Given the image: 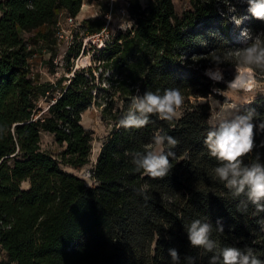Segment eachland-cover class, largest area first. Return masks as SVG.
I'll return each instance as SVG.
<instances>
[{"label":"trees","instance_id":"16d2710c","mask_svg":"<svg viewBox=\"0 0 264 264\" xmlns=\"http://www.w3.org/2000/svg\"><path fill=\"white\" fill-rule=\"evenodd\" d=\"M83 1L0 0V126L5 129L0 134V264H172V248L180 264H190L188 258L209 264L213 253L188 241L186 226L194 219L210 222L212 238L221 246H249L264 259V212L257 213L246 196L234 197L214 177L218 162L204 143L210 106L199 97L220 84L204 71L225 64L221 52L231 38L227 9L232 0H190L181 12L173 0H128L132 23L97 48L98 66L77 68L54 85L39 82L29 61L34 44L52 34L60 11L76 15ZM243 5L253 32L264 39V22ZM83 27L97 28L88 19ZM23 32L32 35L25 38ZM78 42L68 46L66 58L77 55ZM98 67L110 71L108 87L98 85ZM48 86L59 92L39 113L38 99ZM107 88L111 96L102 112L112 128L90 168L88 184L61 163L80 167L90 161L93 137L81 123V113L93 100L102 104L98 98ZM168 88L185 96L178 119L151 116L143 128L118 127L133 95L163 94ZM115 93L123 101L121 108L114 109ZM247 108L256 110L254 123L264 121V94L241 107ZM42 131L62 146L58 156L42 148ZM157 132L179 142L172 149L174 168L164 180L135 172L132 163V154L150 145ZM255 144L245 164H264V132L256 131ZM142 186L147 199L137 192ZM217 219L223 232L216 230Z\"/></svg>","mask_w":264,"mask_h":264},{"label":"clouds","instance_id":"9594fccd","mask_svg":"<svg viewBox=\"0 0 264 264\" xmlns=\"http://www.w3.org/2000/svg\"><path fill=\"white\" fill-rule=\"evenodd\" d=\"M247 11L254 19L264 22V0H246ZM244 18L236 19L235 26L239 27ZM248 30L242 29L245 34ZM220 61V56L213 58ZM205 75L216 82H223L227 89L237 95L251 97L245 103H251L256 94L264 93L260 79L264 77V39L257 34L252 43L239 49L235 59V74L231 80H224L222 73L217 70H205ZM217 94L222 90L214 89ZM185 107V96L178 88H168L160 94L159 91L139 92L131 97L126 114L119 120L118 127L124 129H140L150 123V117L173 122L180 117ZM256 110L247 108L242 111L237 103H221L216 101L210 106L208 118L209 130L204 143L209 155L218 162L214 168V177L224 184L234 197L244 195L256 209L257 213L264 212V164L253 162L245 164L244 158L251 154L256 147V131L264 132V121L254 123ZM5 129L0 126V134ZM178 140L171 135L157 132L152 137V143L142 151L132 154V163L137 173L156 180H164L171 173L176 159L172 150L178 145ZM139 195L147 199L146 187L137 189ZM217 228L223 232L224 226L217 219ZM190 245L200 248L205 253H213L209 264H264L256 251L249 246H221L212 238L213 225L207 220L194 219L186 226ZM172 264H180V256L175 248L169 249ZM194 264L193 258H188Z\"/></svg>","mask_w":264,"mask_h":264},{"label":"rangeland","instance_id":"374dc122","mask_svg":"<svg viewBox=\"0 0 264 264\" xmlns=\"http://www.w3.org/2000/svg\"><path fill=\"white\" fill-rule=\"evenodd\" d=\"M139 1L142 4H145L149 0ZM84 2L89 5V9L86 10L82 16L78 13L77 20L79 21L76 26L70 25L67 20L64 22L66 16L64 11H60L58 13L56 19L63 20V24L67 30L66 38L61 40L57 39L54 27L50 36L40 37L34 44V53L30 57L29 61L31 70L39 82L52 83L54 85L57 79L61 76L66 77L71 75L75 69L83 66L78 65L77 63V58L81 54H85L90 57V63L84 66H98L100 59L98 52L96 51L97 48L101 47V44H104L106 39L116 35L118 30L125 31V29L132 23V20L126 10L128 0H84ZM173 2L178 12H181L191 5L190 0H173ZM244 2H246V0H232L227 9L231 38L230 41L227 42L228 45L226 49L221 52V55L224 56L223 61L225 64L216 65L220 67L225 81L230 80L235 74V59L237 51L251 44L252 39L256 36V33L253 32L250 24L248 23V16L245 14L246 6L243 5ZM242 18H244L242 24L239 27L235 26L234 21ZM86 19L91 20L97 28L95 30H89L88 27L84 28L83 22ZM245 28L248 32L242 34L241 31ZM23 35L27 38L32 35V32H23ZM71 40H75L76 44L80 41V50L77 55H70L69 58H66L67 48L72 43L70 42ZM193 65L198 66L199 62H193ZM209 67L212 68L214 66L208 65L206 69ZM69 68L70 71H68ZM102 68L103 67H98L97 69H94L96 81L101 87H108L109 83L106 77L109 75V70L103 68L101 81L99 82L98 80L99 73L102 71ZM65 82H67V80H63L62 83ZM259 82L260 85L264 87V77H262ZM219 83L220 84H214L211 87V92L206 97H199V101H207L209 106H214L216 101H220L221 103L227 104L237 103L242 107L244 102L248 98H251L243 96L242 94L237 95L227 89L225 83ZM53 87L54 88H49L48 86L49 89L46 93L39 96L38 106L41 107L39 113L44 112L48 104L54 99V96L58 94L59 87ZM45 88H47V86ZM214 89L222 90V94H217V92L213 91ZM103 92L104 96L99 94L101 96L98 98L102 104L98 105L93 100L91 105L84 109L81 113V123L85 128L91 131L93 137L90 161L80 167H72L68 164L61 163V166L65 170L78 174L84 178L88 184L92 183L90 168L96 160V156L100 150L102 142L112 128V122L106 118L102 112V107L105 102L110 99L111 94L108 88ZM259 94L264 93H258L256 96ZM112 99L114 100V109L116 107L121 108L123 101L118 97V93L112 94ZM40 143L44 150L55 156H58L62 149V146L54 139L53 134L47 131H42L40 133ZM21 185L23 188H26L29 184L22 182Z\"/></svg>","mask_w":264,"mask_h":264},{"label":"built area","instance_id":"2783aa9c","mask_svg":"<svg viewBox=\"0 0 264 264\" xmlns=\"http://www.w3.org/2000/svg\"><path fill=\"white\" fill-rule=\"evenodd\" d=\"M83 4H84V1L82 2V5ZM82 5H81V7H82ZM65 15L66 16H65L64 22L67 20L70 23V25H75L76 26L78 24V21H79V20H77L78 13L76 15H71L69 13H66ZM66 33H67V30H66V28H65V26L63 24V20L56 19V21H55V35H56V38L59 39V40H61L63 38H66L67 37ZM70 36H72V35H70ZM72 41L73 40H71L70 42H72Z\"/></svg>","mask_w":264,"mask_h":264},{"label":"bare ground","instance_id":"6f19581e","mask_svg":"<svg viewBox=\"0 0 264 264\" xmlns=\"http://www.w3.org/2000/svg\"><path fill=\"white\" fill-rule=\"evenodd\" d=\"M89 5L86 3V2H84V4L82 5V7H81V10L78 12L79 13V15L80 16H82L83 14H84V12L86 11V10H88L89 8ZM103 45V43L101 44V46ZM77 63H78V65H87V64H89L90 63V57L88 56V55H85V54H81L78 58H77ZM208 69H211L213 72H215V71H217V70H219L221 73H222V71H221V69H220V67L219 66H214V67H212V68H208ZM233 78V77H232ZM231 78V79H232ZM230 79V80H231ZM249 99H251V98H248L247 100H249ZM244 104H245V102H244Z\"/></svg>","mask_w":264,"mask_h":264},{"label":"crops","instance_id":"0c3cea01","mask_svg":"<svg viewBox=\"0 0 264 264\" xmlns=\"http://www.w3.org/2000/svg\"><path fill=\"white\" fill-rule=\"evenodd\" d=\"M24 182L28 183V181H24Z\"/></svg>","mask_w":264,"mask_h":264},{"label":"water","instance_id":"95a60500","mask_svg":"<svg viewBox=\"0 0 264 264\" xmlns=\"http://www.w3.org/2000/svg\"><path fill=\"white\" fill-rule=\"evenodd\" d=\"M96 161V160H95Z\"/></svg>","mask_w":264,"mask_h":264}]
</instances>
